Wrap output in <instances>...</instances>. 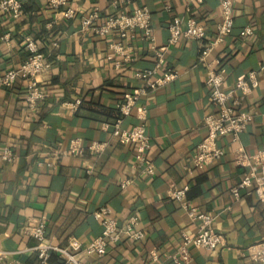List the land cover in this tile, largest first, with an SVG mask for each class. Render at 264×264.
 Listing matches in <instances>:
<instances>
[{"label": "crops", "instance_id": "obj_1", "mask_svg": "<svg viewBox=\"0 0 264 264\" xmlns=\"http://www.w3.org/2000/svg\"><path fill=\"white\" fill-rule=\"evenodd\" d=\"M220 1L203 0L187 12L185 0H133L130 5L119 0H68L77 14L66 18L49 0H26L20 19L0 17V76L30 58L27 37L38 43L47 62V70L37 77L46 98L35 109L25 100L27 79L0 85V148L9 147L15 154L12 161L0 159V249L19 251L6 258L38 263L33 249L37 241L28 229L42 215L54 243L64 245L72 237L90 242L104 225L94 212L107 205L122 224L137 214L144 237L123 236L101 257L81 256L83 264H152V249L164 264H176L171 255L181 244L182 232L196 233L199 227L168 192L188 186L190 203L213 215L214 228L227 242L216 250L192 247L191 260L184 264H254L247 248L264 239V202L250 190L237 199L232 188L249 170L236 163L239 152L253 155L264 147V0H233V31L208 55L210 62L226 69V89L248 71L260 70V84L245 105L253 111V120L239 140L219 139L225 151L221 157L202 169L193 166L192 156L207 134L205 116L214 110L205 83L206 65L198 62L204 40L182 38L169 46L167 64L178 77L143 95L124 117L122 126L131 128L138 122V109H147L152 143L148 156L156 173H145L133 143L113 133L121 116L118 103L125 92L142 85L138 73L155 65L156 50L168 44L171 21L179 16L186 27L187 19L195 17L205 24L207 38H213L222 20ZM143 6L152 14L153 41L141 31L122 38L116 30L102 37L83 27L81 17L94 10L101 24L121 10ZM248 26L255 34L242 37L240 32ZM5 33L11 34L8 40ZM78 99V107L69 104ZM76 137L86 144L99 140L108 145L99 156L88 150L82 156L62 153ZM126 179L131 182L123 188ZM6 258H0V264ZM57 260L53 257L52 264Z\"/></svg>", "mask_w": 264, "mask_h": 264}, {"label": "built area", "instance_id": "obj_2", "mask_svg": "<svg viewBox=\"0 0 264 264\" xmlns=\"http://www.w3.org/2000/svg\"><path fill=\"white\" fill-rule=\"evenodd\" d=\"M50 6L55 9H61L66 18H73L77 12L73 7L68 6V0H49ZM133 0H119L120 3L128 4ZM203 0H185L187 12H191L192 6ZM26 0H0V17L3 14L20 19L23 15ZM222 20L217 26L215 37L208 39L204 23L199 22L195 17H189L184 27V19L177 16L169 24L168 44L162 50H156L157 61L152 68L144 69L138 73L142 80V85L133 90L125 92L121 101L118 103L120 117L114 124L113 133L119 136L125 142L133 143L136 148V160L139 167L145 173L153 175L157 168L155 163L149 158L148 150L152 143L147 131V109L140 107L138 109V122L131 128L122 126L125 116L132 113L133 108L138 104L140 98L151 90L163 87L178 77L179 72L167 64L166 49L175 45L182 38L204 40V44L198 55V62L206 65V85L210 90V102L214 110L205 116V126L207 134L198 144L192 158L193 166L202 169L204 165L213 159L219 158L224 154V148L219 145L221 137H229L233 141L240 138L241 133L248 128L253 120V111L246 108L249 94L260 84L258 69L248 71L242 77L236 80L231 89L224 86L226 69L221 65L216 66L208 60L210 52L220 44L226 35L230 34L234 28V2L233 0L220 1ZM100 13L94 10L88 15L81 17L83 27L93 29L101 35H108L114 31H119L122 38H126L129 32L141 31L143 37L149 41L154 40V28L152 27V14L147 6L138 7L133 10H121L114 16L108 17L101 24L98 23ZM255 34V29L251 26L244 28L240 35L247 37ZM9 33H5L3 38L8 40ZM121 50L122 44H113ZM25 46L30 51V58L22 63L19 68L8 70L0 76V85L14 86L16 81L23 77L27 79V92L25 100L28 105L35 109L39 102L46 98L44 86H42L37 77L47 70L45 52H42L38 43L32 38L27 37ZM264 68V60L263 66ZM81 102L78 99L74 103H69L78 107ZM108 126V125H106ZM108 143L106 141H92L89 144L84 143L81 137L71 140L69 146L62 153L82 156L87 150L94 155L102 154ZM15 157L13 150L9 147L0 148V159L12 161ZM236 163L241 166H248L249 170L244 173L240 182L232 188L234 196L238 199L242 191L254 192L258 199L264 202V147L257 153L251 155L245 151H240L236 157ZM131 182L126 179L121 182L123 188ZM188 186L182 188H173L168 192L170 199L178 200L183 207L188 210V215L193 221H198V230L196 233L182 232L181 244L176 253L171 255L176 264H184L191 260V248H207L216 250L224 246L227 242L226 236L214 228V217L211 213L198 211L187 198ZM111 207L103 205L99 207L94 216L101 221L103 230L100 235L90 242L83 243L78 238H70L66 244H56L47 236V217L42 215L38 218L35 225L28 229V233L36 239V245L33 249L37 252V264H52L53 257L58 260L56 264H83L81 256L96 255L103 256L107 253L108 247L112 243H117L123 236H128L134 240H140L144 237L142 229L138 228L140 218L137 214L131 215L125 223H120L119 219L112 213ZM19 251H8L0 249V258L3 260L9 255ZM152 264H164L161 256L156 249L150 251ZM247 256L254 264H264V239L251 244L247 248ZM5 264H31L26 260L17 257L8 259Z\"/></svg>", "mask_w": 264, "mask_h": 264}]
</instances>
